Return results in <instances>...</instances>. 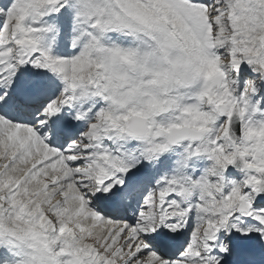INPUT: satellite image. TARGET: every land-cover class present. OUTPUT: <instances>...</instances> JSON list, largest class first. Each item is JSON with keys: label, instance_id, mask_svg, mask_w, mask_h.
Masks as SVG:
<instances>
[{"label": "snow or ice", "instance_id": "1", "mask_svg": "<svg viewBox=\"0 0 264 264\" xmlns=\"http://www.w3.org/2000/svg\"><path fill=\"white\" fill-rule=\"evenodd\" d=\"M259 129L264 0H0V264H264Z\"/></svg>", "mask_w": 264, "mask_h": 264}, {"label": "clouds", "instance_id": "2", "mask_svg": "<svg viewBox=\"0 0 264 264\" xmlns=\"http://www.w3.org/2000/svg\"><path fill=\"white\" fill-rule=\"evenodd\" d=\"M215 72L213 66L209 67V75H212ZM195 114H193V120L198 119ZM250 139L257 147V152L255 154V161L264 166V129H259L252 131L250 134Z\"/></svg>", "mask_w": 264, "mask_h": 264}, {"label": "bare ground", "instance_id": "3", "mask_svg": "<svg viewBox=\"0 0 264 264\" xmlns=\"http://www.w3.org/2000/svg\"><path fill=\"white\" fill-rule=\"evenodd\" d=\"M232 173H233V176H235L236 179H242V176L232 168Z\"/></svg>", "mask_w": 264, "mask_h": 264}]
</instances>
